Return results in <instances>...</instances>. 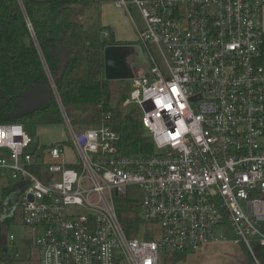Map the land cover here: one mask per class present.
<instances>
[{"label":"built area","instance_id":"obj_1","mask_svg":"<svg viewBox=\"0 0 264 264\" xmlns=\"http://www.w3.org/2000/svg\"><path fill=\"white\" fill-rule=\"evenodd\" d=\"M113 4L128 16L134 6L145 24L144 31L135 29L147 62L130 80L123 106L138 113L151 153L121 155L107 117L80 131L64 118L71 162L65 144L43 148L30 138L15 156L0 147V175L16 196L10 215L41 229L33 243L39 264H165L173 254L226 241L244 246L260 264L254 246L264 248V0ZM185 76L190 111L184 122L203 119L198 132L177 135L179 115L170 117L144 97L162 94L154 89L170 92L168 83ZM153 110L159 118L146 123V111ZM133 188L140 199L129 196ZM122 198L138 207L141 225L133 238L117 216ZM13 239L6 247L14 248Z\"/></svg>","mask_w":264,"mask_h":264},{"label":"trees","instance_id":"obj_2","mask_svg":"<svg viewBox=\"0 0 264 264\" xmlns=\"http://www.w3.org/2000/svg\"><path fill=\"white\" fill-rule=\"evenodd\" d=\"M113 1L0 0V125L59 126L66 118L73 126L91 127L107 117L119 136L121 155L151 153L138 113L123 106L125 85L116 88L113 101L111 83L104 78V49L126 44L116 42L100 21L98 25L91 19L100 20L102 5ZM260 62L264 64V39ZM55 144L68 143L41 146ZM116 212L125 234L136 237L141 225L137 204L118 199ZM16 216L0 221V233ZM0 242L3 247L1 235ZM241 248L247 264H254ZM254 252L264 264V248L254 246ZM185 256L173 254L165 264H177ZM2 262L14 264L15 259L4 257Z\"/></svg>","mask_w":264,"mask_h":264},{"label":"rangeland","instance_id":"obj_3","mask_svg":"<svg viewBox=\"0 0 264 264\" xmlns=\"http://www.w3.org/2000/svg\"><path fill=\"white\" fill-rule=\"evenodd\" d=\"M129 8H130V16L128 15L127 16L130 19L132 29L134 28L132 25L133 23L140 31H144L145 24L143 22V19L139 11L134 6H130ZM99 21L100 20H98V18H93L92 16L91 23L94 22L95 24L99 25ZM148 45L151 51L156 55L154 46L152 44H148ZM124 48H125L124 49L125 79L122 81H110L111 87L114 93L113 101H116L117 99L116 88L119 89L120 85H125L124 90L127 96L128 90L130 88V80L135 74L134 71L136 70V68L143 66L147 62V54L145 52V49L137 42L127 44V46ZM126 109H133V107H127ZM74 128L76 131H80L86 127L74 126ZM25 131L27 135L39 145L55 143L57 141L64 140V141H68V144H67L68 149H71L70 133L68 131L67 126L65 125V122H63V124L59 126H48V127L29 126L28 128L25 129ZM65 160L69 162L72 161L71 153L68 154L65 152ZM1 183H4V182L1 181ZM0 191H1V188H0ZM129 196L135 200H138L140 199V192L137 188H133L129 191ZM0 198H2V196H0ZM8 199L12 202L11 205L13 206L16 201L15 194L11 193L8 195L7 200L3 204V210L1 211V214L5 211V207H6L7 214L10 211L9 209H7ZM10 214L11 212L9 213V215ZM0 235L3 240L5 238H9V236H13V238H15L16 245L22 241L24 243H27L28 245L29 243H31V237H32L31 231L21 224L18 214L15 217L14 222L5 226L2 229ZM13 242H14V239H13ZM0 244H2V242H0ZM241 247H244V246H235V245L233 246L227 241L222 244L219 243V245L209 244L205 248H202L198 251L187 254L185 258L177 264H236V263L237 264H247V260L244 257V254L242 253ZM13 249L10 248L9 251L7 252L10 255V257H14L15 255L14 253L15 250ZM1 250H2V247H0V251ZM25 252L23 249H19V251L16 254L17 257L15 258V261L16 262L18 261L27 262L28 253H25ZM31 264H36V262H34L33 260Z\"/></svg>","mask_w":264,"mask_h":264},{"label":"crops","instance_id":"obj_4","mask_svg":"<svg viewBox=\"0 0 264 264\" xmlns=\"http://www.w3.org/2000/svg\"><path fill=\"white\" fill-rule=\"evenodd\" d=\"M100 25L102 28H105V31H109V33L113 36V39L118 42V43H123V44H131L134 42H137V34H136V29H135V25L132 23L133 25V29L130 23V19L128 18L127 14L116 8L113 4V2L110 3H106L104 5H102L101 7V14H100ZM134 30V32H133ZM104 31V33H105ZM262 31H263V35H264V11L262 12ZM107 33V32H106ZM139 72V74H142V70H140V68H136V70L134 71ZM48 127V126H46ZM66 153H71L70 149L66 150ZM4 182V183H1ZM9 178L6 176V174H1L0 175V196H2V198H0V219H6V218H10L12 217L11 215H9L10 212L13 211L12 208V202L8 199V205H7V209H9V213L7 214L6 212V207H5V211L1 214V211L3 210V204L4 202L7 200V197L9 194L13 193V187L10 185L9 182ZM8 186H11V192H6L5 193V189L8 188ZM4 195V198H3ZM16 213V212H15ZM14 213V214H15ZM3 214H5V216H3ZM28 228V227H26ZM31 231L32 237H31V243H29L27 245V243H24L23 241L18 243L17 245L15 244V238H14V242H12V245H14V249L15 250V255H14V259L17 257V252L19 251V249H23L25 253H28L27 258L28 261H18V262H14V264H31L32 261L34 260V262H36V264H39V257H40V253L39 250L36 246H34V240L36 237H38L41 233V229H31L28 228ZM4 242V248L2 247V250L0 251V264H3L2 260L4 257H9L10 255L7 253L9 251V249L11 247H6L8 246L7 244L8 242V238H5L3 240ZM230 244H232L234 246V244L230 241H227ZM225 243V242H224ZM222 244V243H221ZM219 245V244H217ZM207 247L204 246L202 248ZM201 248V249H202ZM236 263V262H235ZM237 264V263H236Z\"/></svg>","mask_w":264,"mask_h":264},{"label":"clouds","instance_id":"obj_5","mask_svg":"<svg viewBox=\"0 0 264 264\" xmlns=\"http://www.w3.org/2000/svg\"><path fill=\"white\" fill-rule=\"evenodd\" d=\"M188 77L176 78L172 82L168 83L167 87L171 90L170 92L165 91L164 89H154V91L162 94H156L154 97L152 95H146L144 100H155L156 108L166 109L170 107L169 115L170 117H176L179 115V119H176L174 123L176 124V130L178 135H182L188 132H193L195 129L196 132L199 131L198 125L196 122L203 119L202 116H196L194 121L185 124L184 116L185 110L190 111V106L188 104V94L186 88L183 87L181 81H187ZM175 93V94H174ZM138 95V94H137ZM173 97H178L175 100ZM173 103L176 104V107L173 108ZM149 117L153 119L159 118V113L156 111H146L144 116V121L147 123ZM151 127V126H149ZM166 128V125H165ZM88 137L93 139L95 137V132H89ZM19 136L22 139L19 142L14 141V137ZM30 143V137L23 130V125H0V147H8L13 150V155L17 154V149L22 148ZM93 150L95 145L92 146ZM73 179H75V174L71 173ZM149 264L151 260L149 259Z\"/></svg>","mask_w":264,"mask_h":264},{"label":"water","instance_id":"obj_6","mask_svg":"<svg viewBox=\"0 0 264 264\" xmlns=\"http://www.w3.org/2000/svg\"><path fill=\"white\" fill-rule=\"evenodd\" d=\"M47 1V0H41ZM124 47L109 46L104 49V78L107 81H122L125 79ZM139 75L136 72L134 76ZM133 76V77H134ZM132 77V78H133Z\"/></svg>","mask_w":264,"mask_h":264},{"label":"flooded vegetation","instance_id":"obj_7","mask_svg":"<svg viewBox=\"0 0 264 264\" xmlns=\"http://www.w3.org/2000/svg\"><path fill=\"white\" fill-rule=\"evenodd\" d=\"M12 208L14 209V210H17V207L15 206V203H14V205L12 206ZM3 209V208H2ZM3 216H5V214H3ZM3 219H0V221H2Z\"/></svg>","mask_w":264,"mask_h":264},{"label":"snow or ice","instance_id":"obj_8","mask_svg":"<svg viewBox=\"0 0 264 264\" xmlns=\"http://www.w3.org/2000/svg\"><path fill=\"white\" fill-rule=\"evenodd\" d=\"M174 94H175V93H174ZM170 107H171V106H169V108H166V109H167V110H170ZM177 135H178V134H177ZM173 138H175V137H173Z\"/></svg>","mask_w":264,"mask_h":264}]
</instances>
